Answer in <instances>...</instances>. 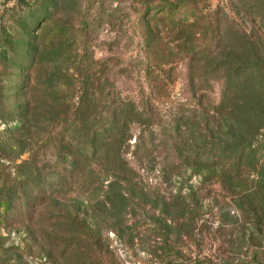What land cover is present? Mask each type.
<instances>
[{
    "label": "rangeland",
    "instance_id": "374dc122",
    "mask_svg": "<svg viewBox=\"0 0 264 264\" xmlns=\"http://www.w3.org/2000/svg\"><path fill=\"white\" fill-rule=\"evenodd\" d=\"M263 150L264 0H0V264H264Z\"/></svg>",
    "mask_w": 264,
    "mask_h": 264
},
{
    "label": "trees",
    "instance_id": "16d2710c",
    "mask_svg": "<svg viewBox=\"0 0 264 264\" xmlns=\"http://www.w3.org/2000/svg\"><path fill=\"white\" fill-rule=\"evenodd\" d=\"M179 7H180L179 5L174 7V6H169L165 3L156 4L153 6L152 9H150L153 12L152 14L155 13V15H152V19L156 20V19L161 18V17H158V15L163 14L165 12H169V13L173 12V14H175L176 16H180L181 20H184V21L187 20L189 17H193V16H189V14L187 16V14L185 12L181 11L179 9ZM32 8L36 10L34 12V14H35L34 17L36 16V17H38V19L42 18L41 8L39 9L38 5L35 4L31 7L29 6L28 9L32 10ZM44 9H46V6H44L42 8L43 12H45ZM179 11H181V12H179ZM44 15H47V13L45 12ZM32 17L33 16L31 15V18ZM30 21L33 23L34 18L31 19ZM131 116L136 118V120L133 121L134 119L130 118ZM142 117H144L142 110L137 109L133 103H125L121 106V108L113 109L111 114H109V116L106 117L105 119L97 120V121H95V120L91 121V123L89 124V134L87 137V142L85 144V148L82 149L83 155L87 154L90 157L92 164L96 167V169L90 168L89 173H92L93 175H97V174H99L98 172H100V176H110V173H108L106 171V169H104V168H107L104 166L108 165L105 163L109 162V156H107V153L103 151L104 146H106L110 142H113V144H112L113 148L116 147L115 149L117 151L122 150L121 147L123 144V138L126 137L125 138L126 140L130 138V136L128 135V133H129L128 127L129 126L127 125L128 124L127 121L130 120L133 123L134 122L138 123ZM161 136H162L163 140H166V138L168 139V137H166L163 134H161ZM261 141H262V139H259L258 141L254 142V144L252 143V145L254 146V145L260 143ZM77 142H78V140L76 139V143H75L76 147H78ZM211 144L212 143H209L205 147V149L209 148V151L212 152L213 154L215 152H218V149H215L214 146H210ZM249 150H247L249 156H251V155L253 156V153H251ZM243 152H244V150L239 151V153L236 156L237 160H239V158H240L239 156ZM207 156L208 155H206V157ZM118 158L119 157H117V155H114L112 157V163L117 162ZM241 158L243 159L242 156H241ZM103 169H104V171H103Z\"/></svg>",
    "mask_w": 264,
    "mask_h": 264
}]
</instances>
